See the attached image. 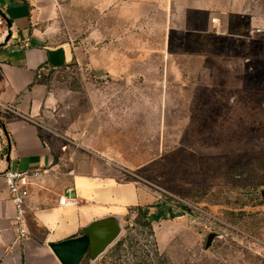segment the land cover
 Returning a JSON list of instances; mask_svg holds the SVG:
<instances>
[{
  "label": "rangeland",
  "instance_id": "obj_1",
  "mask_svg": "<svg viewBox=\"0 0 264 264\" xmlns=\"http://www.w3.org/2000/svg\"><path fill=\"white\" fill-rule=\"evenodd\" d=\"M88 15L87 0L61 1L53 43L80 63L42 77L57 100L43 133L84 136L156 201L81 264H264V42L238 26L237 42L201 37L196 13L191 29L144 22L104 45ZM105 46L119 58L111 77L97 73Z\"/></svg>",
  "mask_w": 264,
  "mask_h": 264
},
{
  "label": "crops",
  "instance_id": "obj_2",
  "mask_svg": "<svg viewBox=\"0 0 264 264\" xmlns=\"http://www.w3.org/2000/svg\"><path fill=\"white\" fill-rule=\"evenodd\" d=\"M61 1L0 0L4 20L0 26V264H61L53 244L84 235L96 221L115 219L123 225L133 210L148 208L149 215L155 210L154 195L134 180L125 179L121 169L111 163L115 160L105 157L107 153L81 145L79 139L84 136L56 139L43 133L42 113L57 100L42 77L80 63L78 50L69 42L53 43L51 35ZM81 1L85 0H72ZM87 3L88 18L94 13L93 27L103 29L104 45L117 29L143 28L144 22L152 27V34L163 25L170 35L181 22L185 29H191L196 13L201 15V37L237 42L245 37L235 31L240 27L248 32L247 39L264 42V0ZM258 28L263 31L257 33ZM115 59L119 58L105 46L104 71L97 73L103 72L104 77L115 74ZM64 155H68L67 161ZM9 170L39 173L30 180L28 235L23 239L17 238L14 205L3 177ZM68 191L77 197L78 206L59 205L60 197Z\"/></svg>",
  "mask_w": 264,
  "mask_h": 264
},
{
  "label": "water",
  "instance_id": "obj_3",
  "mask_svg": "<svg viewBox=\"0 0 264 264\" xmlns=\"http://www.w3.org/2000/svg\"><path fill=\"white\" fill-rule=\"evenodd\" d=\"M264 200V189H263ZM121 222L115 219L99 220L92 223L85 234L51 246L61 264H81L85 257L95 261L121 234ZM212 235L209 236V246Z\"/></svg>",
  "mask_w": 264,
  "mask_h": 264
},
{
  "label": "built area",
  "instance_id": "obj_4",
  "mask_svg": "<svg viewBox=\"0 0 264 264\" xmlns=\"http://www.w3.org/2000/svg\"><path fill=\"white\" fill-rule=\"evenodd\" d=\"M4 23L3 18L0 16V26ZM262 28L256 29L257 33L262 32ZM37 172H18L7 171L3 174L6 185L11 195V200L14 205V223L15 231L18 239H23L28 235L27 229V200L29 199V186L30 180L34 177H38ZM70 191L60 197L59 205L64 207H76L80 204L79 200L75 196H70Z\"/></svg>",
  "mask_w": 264,
  "mask_h": 264
}]
</instances>
